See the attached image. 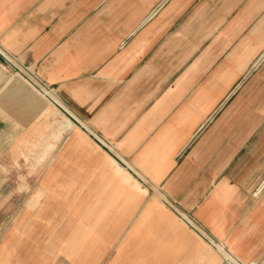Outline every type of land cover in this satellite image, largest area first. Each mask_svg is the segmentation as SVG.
I'll use <instances>...</instances> for the list:
<instances>
[{
	"label": "crops",
	"instance_id": "1",
	"mask_svg": "<svg viewBox=\"0 0 264 264\" xmlns=\"http://www.w3.org/2000/svg\"><path fill=\"white\" fill-rule=\"evenodd\" d=\"M225 254L264 264V0H0V264Z\"/></svg>",
	"mask_w": 264,
	"mask_h": 264
},
{
	"label": "bare ground",
	"instance_id": "2",
	"mask_svg": "<svg viewBox=\"0 0 264 264\" xmlns=\"http://www.w3.org/2000/svg\"><path fill=\"white\" fill-rule=\"evenodd\" d=\"M17 75V74H16ZM21 78V77H20ZM22 79V78H21ZM33 89V88H32ZM35 91V90H34ZM43 93L45 94V95H47L48 94V92H46V91H43ZM40 96V95H39ZM49 96V95H48ZM42 98V97H41ZM40 98V99H41ZM52 99V98H51ZM47 101V100H46ZM39 107V106H38ZM45 111V110H44ZM41 112V111H40ZM69 114V113H68ZM69 115H71V114H69ZM7 122V121H6ZM10 122V121H9ZM68 124V123H67ZM66 124V125H67ZM59 128V127H58ZM58 130V129H57ZM59 131V130H58ZM61 132V131H60ZM57 133V132H56ZM57 135V134H56ZM29 135H27V137H28ZM22 144V143H21ZM20 149V148H19ZM45 151V150H44ZM45 153V152H44ZM38 159V158H37ZM27 160V159H26ZM25 160V161H26ZM71 181V180H70ZM25 237H26V234H25ZM26 241V240H25ZM36 246V245H35ZM225 257H226V259H227V262H228V264H232V261H231V258L230 257H228L226 254H225Z\"/></svg>",
	"mask_w": 264,
	"mask_h": 264
},
{
	"label": "rangeland",
	"instance_id": "3",
	"mask_svg": "<svg viewBox=\"0 0 264 264\" xmlns=\"http://www.w3.org/2000/svg\"><path fill=\"white\" fill-rule=\"evenodd\" d=\"M56 257H60V256H53V258H54L53 261H54V262L57 260ZM59 260H60V259H59ZM59 260H58V261H59Z\"/></svg>",
	"mask_w": 264,
	"mask_h": 264
}]
</instances>
